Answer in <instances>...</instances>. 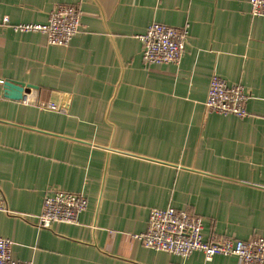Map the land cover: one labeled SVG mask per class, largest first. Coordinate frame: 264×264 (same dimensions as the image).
Returning a JSON list of instances; mask_svg holds the SVG:
<instances>
[{
	"label": "crops",
	"instance_id": "obj_1",
	"mask_svg": "<svg viewBox=\"0 0 264 264\" xmlns=\"http://www.w3.org/2000/svg\"><path fill=\"white\" fill-rule=\"evenodd\" d=\"M58 5L82 11L68 46L13 27L45 24ZM153 23L187 27L180 63L144 65ZM214 75L246 89L247 118L207 111ZM6 81L34 88L13 100ZM0 93V236L14 258L240 264L146 248L133 236L154 208L200 216L206 239L264 237V17L250 0H0ZM52 190L88 199L78 224L38 227Z\"/></svg>",
	"mask_w": 264,
	"mask_h": 264
},
{
	"label": "built area",
	"instance_id": "obj_2",
	"mask_svg": "<svg viewBox=\"0 0 264 264\" xmlns=\"http://www.w3.org/2000/svg\"><path fill=\"white\" fill-rule=\"evenodd\" d=\"M250 12L254 17H264V0H250ZM82 11L73 5H58L45 24H20L13 26L23 32H41L48 43L68 46L81 32ZM9 22L8 18L4 19ZM143 44L142 60L145 66L180 63L187 45V27H172L161 23L151 24L140 36ZM3 95L0 93V99ZM251 96L240 84L230 85L218 75L210 81L205 107L209 113L233 115L244 119L249 116L247 103ZM56 110L57 105H41ZM0 199V209L5 208ZM88 208V199L78 193L52 190L46 194L43 210L38 215V227L52 229L58 223L78 224L80 215ZM203 219L188 211L175 208L151 210L148 228L134 235L146 248L174 254L183 258L193 252H202L207 261L216 255H235L240 264H264V237L248 240L236 237L214 236L206 239ZM13 241L0 236V264H34L13 257Z\"/></svg>",
	"mask_w": 264,
	"mask_h": 264
},
{
	"label": "water",
	"instance_id": "obj_3",
	"mask_svg": "<svg viewBox=\"0 0 264 264\" xmlns=\"http://www.w3.org/2000/svg\"><path fill=\"white\" fill-rule=\"evenodd\" d=\"M33 88V85H26L17 81H6L3 84L4 97L13 100H22L24 99V94H29Z\"/></svg>",
	"mask_w": 264,
	"mask_h": 264
}]
</instances>
